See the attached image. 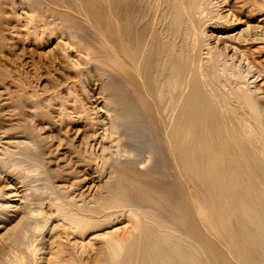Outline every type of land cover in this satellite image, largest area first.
Segmentation results:
<instances>
[{
	"label": "bare ground",
	"instance_id": "1",
	"mask_svg": "<svg viewBox=\"0 0 264 264\" xmlns=\"http://www.w3.org/2000/svg\"><path fill=\"white\" fill-rule=\"evenodd\" d=\"M8 7L77 69L89 153L58 157L70 183L0 132V264H264V1L0 0L3 49Z\"/></svg>",
	"mask_w": 264,
	"mask_h": 264
},
{
	"label": "rangeland",
	"instance_id": "2",
	"mask_svg": "<svg viewBox=\"0 0 264 264\" xmlns=\"http://www.w3.org/2000/svg\"><path fill=\"white\" fill-rule=\"evenodd\" d=\"M264 1V0H263ZM9 8L10 7H8V8H5V9H7L8 11H9V13H8V15L9 16H11L10 18H11V21L14 23V25L15 24H18V25H16L17 27H15V28H18L19 29V25H20V27H21V22L19 21V19L18 18H20V20L22 21V20H24V17L23 16H25V18H28V17H30V18H33V16L35 15V16H37L36 14H35V12H33L34 11V9H32V8H30V9H32V10H29L28 12H24V14H20V16L18 17V13H19V11L18 10H20V8L18 9L17 7V10H16V8L15 9H10L9 10ZM11 10H13V11H11ZM14 10H16L18 13L16 14V12L14 11ZM6 11V10H5ZM13 12V13H12ZM14 12H15V14H14ZM33 13V14H28V13ZM16 15H17V17H16ZM21 15H23V16H21ZM30 15V16H29ZM39 16H37V18H38ZM23 18V19H22ZM36 18V17H35ZM36 18V19H37ZM36 19H33L35 22L34 23H36L37 22V24L38 23H40L39 22V20L38 19H40V18H38L37 20ZM18 20V21H17ZM18 22V23H17ZM12 23V24H13ZM14 28V29H15ZM23 27H21L20 28V30L18 31L17 29H13L14 31H16L17 30V32L18 33H20L19 34V36L20 35H22V36H25L27 33H26V29H22ZM22 32V33H21ZM24 33H26V34H24ZM48 33V32H47ZM55 34V33H54ZM58 34V35H57ZM19 36H18V38L16 37V41L15 40H7V43H11V48L9 47L10 45L9 44H7L6 45V47H4V49H3V46H4V44H3V46L2 45H0V132L1 133H3V134H5V135H7V133L8 134H13V133H16L15 131H17V133L16 134H21V132L23 133H25L26 132V134L27 135H30V134H33V132L35 133V136H36V138H37V140H39L40 141V139H44L45 140V143H46V145H45V150L46 151H48V152H50L49 153V157H51L52 158V161L54 162H50L51 163V165H50V163H49V165L50 166H52L53 168H56V169H58V171H60V169L59 168H61V170H63L62 171V174L64 173L66 176H67V180L70 182V183H72V181L73 182H75L74 180H73V178L74 179H76L77 177H78V175H80V173H78L77 174V176L76 175H74V174H76V170H75V168L76 167H78V165H76V163H74V160H72L73 161V163H68V165H65L64 163L66 162L65 160H63V158H61L62 160H58V157H61V156H65L63 153H66L67 155H66V158L68 157V154H69V152H70V149L71 148H73V146H74V149L73 150H75L77 147V150L79 149V151H81L82 150V152H83V148H84V151L85 150H87V153H89V148H87V145L85 144L86 142H85V140H87V138H86V136L85 135H87V133H88V129L86 130V127H85V124L84 123H86V117L87 116H89L90 115V113L89 114H87L86 112V110H85V107H84V101H86V100H82V98H83V96L84 95H82L83 93V91L81 90V88H80V86L79 85H73V82L76 80L75 78H74V76L76 77V75H74L75 73H76V68H72V71H69V70H65L64 71V69L62 68V66H61V64H59L60 62H58L60 59H59V57L58 56H54L53 54H54V52H53V54L52 53H49V50H48V48H45V44L43 45V43H45V41L42 39V41L40 40V41H35V39H34V37H29V35H26V38L25 37H22V38H19ZM57 36H59V37H57ZM27 37H29V39L27 38ZM56 38H59L60 39V37H61V39H62V41L65 39L66 40V42H64V44H62L64 47L66 46V44L65 43H67V41H69L68 39H67V36H65V34L64 33H59V31H58V33L56 32V36H55ZM64 37V38H63ZM43 38V37H42ZM19 39V40H18ZM21 39H22V41H21ZM32 39V40H31ZM34 39V40H33ZM64 40V41H65ZM2 41H0V44H2L1 43ZM40 42H42V44L40 43ZM36 43H37V45H36ZM68 43H70V42H68ZM41 44V45H40ZM12 45H13V47H12ZM71 44H69V46H70ZM9 48H8V47ZM43 46V47H42ZM19 47V48H18ZM67 47V46H66ZM6 48V49H5ZM18 48V49H17ZM45 50H44V49ZM13 49V50H12ZM9 50H11V51H9ZM19 51V52H18ZM13 52V53H12ZM15 52H17V53H15ZM52 52V51H51ZM46 53H48V54H46ZM52 54V56L54 57H52V56H50ZM51 59V60H50ZM53 61V62H52ZM49 62H51L50 64H49ZM53 63V64H52ZM46 65V66H45ZM50 65H52V68H51V66ZM54 66V67H53ZM56 66V67H55ZM58 67V68H57ZM60 68V69H59ZM62 68V69H61ZM55 69V70H54ZM57 69H58V71H57ZM74 69V70H73ZM76 69V70H75ZM50 70H52V71H50ZM59 70H60V72H59ZM64 71V72H63ZM73 71H75L74 73H73ZM49 73V74H48ZM51 73V74H50ZM63 74V75H62ZM68 74V75H67ZM69 78H68V77ZM73 78H72V77ZM66 78V80H65V78ZM52 78V79H51ZM55 80V81H54ZM57 80V81H56ZM54 81V82H53ZM65 81H66V83H65ZM20 82V83H19ZM22 82V83H21ZM63 83V84H62ZM59 84V85H58ZM71 84H72V86H71ZM24 85V86H23ZM63 85H64V87H63ZM20 86H22V88L20 87ZM76 86V87H75ZM79 86V88H80V90L78 91V89L79 88H77ZM19 87V88H18ZM25 87V88H24ZM68 87V88H67ZM73 87V88H72ZM21 88V89H20ZM65 88V89H64ZM72 90H71V89ZM26 89V90H25ZM47 89H51V90H47ZM54 89H55V91L57 92H55L54 91ZM78 91H76V90ZM22 90V91H21ZM45 90H47V91H45ZM66 90H68V91H66ZM74 90V91H73ZM25 91V92H24ZM45 91V92H44ZM50 91V92H49ZM19 92H21V93H19ZM55 92V93H54ZM60 92V93H59ZM68 92V93H67ZM71 92V93H70ZM73 92L76 94V96H78V97H76L75 96V94H73ZM78 94H77V93ZM14 93V94H13ZM23 93H25V97H23L24 96V94ZM27 93H29V94H27ZM64 93V94H63ZM81 93V94H80ZM18 94V95H17ZM40 94V95H39ZM46 94V95H45ZM52 94V95H51ZM59 94V95H58ZM62 94V95H61ZM69 96H68V95ZM71 94V95H70ZM15 95V96H14ZM21 95V96H20ZM28 95V96H27ZM57 95V96H56ZM79 95H81V97H79ZM32 96V97H31ZM34 96V97H33ZM52 96H54V98L52 97ZM61 96V97H60ZM65 96V97H64ZM74 96H75V98H74ZM23 97V99H21ZM28 97V98H27ZM38 97V98H37ZM47 97V98H46ZM49 97H52L53 98V100H52V98H49ZM31 98H34V100L33 99H31ZM72 98V99H71ZM75 100H74V99ZM80 98V100H77L76 101V99H79ZM32 101H31V100ZM63 99V100H62ZM20 100H22L21 102H20ZM27 100V101H26ZM49 100V101H48ZM55 100H56V102H55ZM59 100V101H58ZM70 100V101H69ZM82 100V101H81ZM38 101V102H37ZM41 101V102H40ZM45 102V103H43V102ZM62 103H61V102ZM73 101H75V102H73ZM78 101L80 102H82V107L81 106H79L80 105V103L78 104ZM30 102H32V103H30ZM35 102V103H34ZM36 102H37V104H36ZM40 102V103H39ZM49 102V103H48ZM23 105H22V104ZM28 103V104H27ZM48 103V104H47ZM65 103V104H64ZM75 103H77L76 104V106L77 107H75V104H74V106H73V104ZM26 104V105H25ZM30 104V105H29ZM36 106H35V105ZM39 104H40V106H39ZM42 104V105H41ZM45 104V105H44ZM57 104V105H56ZM71 104V105H70ZM20 105V106H19ZM29 107H28V106ZM50 105V106H49ZM61 105V107H59ZM70 105V106H69ZM16 106V108H14ZM23 106H24V109H22L23 108ZM27 108H26V107ZM57 106L58 108H55V107ZM79 106V107H78ZM12 107V108H11ZM32 107V108H31ZM47 109V107L49 108V109H47V110H45V111H41V109ZM50 107H53V109L52 108H50ZM25 108L26 109H28L29 108V110H26V112H25ZM36 108V109H35ZM71 108L73 109L72 110V112H71ZM83 108V109H82ZM3 109V110H2ZM10 111H9V110ZM38 109V110H37ZM51 109V110H50ZM61 109H63L62 111H61ZM65 109H69L68 111L66 110L65 111ZM4 112H2V111ZM18 110L20 111V112H18ZM33 110V111H32ZM35 110V111H34ZM8 111V112H7ZM14 111H15V113H14ZM24 111V112H23ZM28 111V112H27ZM32 111V112H31ZM38 113H37V112ZM48 113H47V112ZM70 111V112H69ZM76 111V112H75ZM7 112V113H6ZM11 112V113H10ZM23 112V113H22ZM35 112V113H34ZM41 112H43V114L41 113ZM50 116V114H51V117H49V119L47 118L48 117V115L46 114V113ZM51 112V113H50ZM66 112V113H65ZM9 113V114H8ZM21 113L23 114L22 115V117H18V116H20L21 115ZM37 113V114H36ZM44 113L47 115V117H46V115L45 116H43L44 115ZM58 113V114H57ZM63 113V116H61V114ZM74 115H73V114ZM6 114V115H5ZM12 114V115H11ZM14 114V115H13ZM53 114V115H52ZM66 114V115H65ZM83 114H85V116L83 115ZM7 115H9V116H7ZM16 115H18V116H16ZM24 115H26V116H24ZM33 115H35V116H33ZM59 115V116H58ZM3 116V117H2ZM14 117V118H11V117ZM82 116V117H81ZM24 117V118H23ZM80 117V118H79ZM83 117H85V118H83ZM2 118V119H1ZM20 118V119H19ZM27 118V119H26ZM47 118V119H46ZM77 118V119H76ZM83 118V121H81V119ZM6 119V120H5ZM17 121H16V120ZM25 120L26 119V122L28 123V124H26V123H24L25 121H22V123H24V124H20V122H21V120ZM75 121H74V120ZM80 119V120H79ZM3 120V121H2ZM12 120V121H11ZM61 120V121H60ZM78 120V121H77ZM15 121V122H14ZM19 121V122H18ZM55 121V122H54ZM71 121V122H70ZM83 122V123H81V122ZM85 121V122H84ZM18 123V124H17ZM64 125H63V124ZM39 124V125H38ZM68 124V125H67ZM22 125V126H21ZM25 125V126H24ZM50 125H52V126H50ZM36 127V129H35V127ZM38 126V127H37ZM47 126H49V127H47ZM34 129H33V128ZM54 127V128H53ZM82 127V128H81ZM83 127H85V128H83ZM40 128H41V131H40ZM46 128V129H45ZM72 128V129H71ZM79 128V129H78ZM83 129V130H81V129ZM39 129V130H38ZM51 129H53V130H51ZM60 129V130H59ZM61 129H63L62 131H61ZM65 129H67V130H65ZM75 129V131L73 132V130ZM13 132H12V131ZM21 130H23V131H21ZM26 130V131H25ZM29 131V133L30 134H28V131ZM57 130V131H56ZM69 130V131H68ZM78 130V131H77ZM8 131V132H7ZM38 131V132H37ZM44 131V132H43ZM49 131V132H48ZM61 131V132H60ZM7 132V133H6ZM32 132V133H31ZM56 134H55V133ZM69 132V133H68ZM86 132V133H85ZM36 133H38V134H36ZM59 133V134H58ZM60 133H62V134H60ZM41 134V135H40ZM69 135V137H68V135ZM76 134V135H75ZM85 134V135H84ZM89 134V133H88ZM54 135V136H53ZM57 137H56V136ZM67 135V136H66ZM38 136V137H37ZM40 136V137H39ZM46 136H48V137H46ZM66 136V137H65ZM42 137V138H41ZM50 137V138H49ZM52 137H53V139H52ZM56 137V138H55ZM59 137H61V138H63V140H60L59 139ZM72 137V138H71ZM84 139H83V138ZM39 138V139H38ZM51 139V140H50ZM64 139H66V141H64ZM69 139V141H67ZM82 139L84 140V141H82ZM44 140H42V141H44ZM48 140V141H47ZM50 140V141H49ZM59 140V141H58ZM53 141H55V142H53ZM58 141V142H57ZM80 141H81V143H80ZM49 142V143H48ZM53 142V143H52ZM59 142H61L62 144H60V147H59V149L60 150H58V149H56L57 150V152H56V150H55V147H56V144H58ZM69 143L70 142V144L69 145H73L72 147L71 146H67L66 145V143ZM83 142H85V143H83ZM44 143V142H43ZM48 143V144H47ZM72 143H74V144H72ZM85 144V145H84ZM64 146V147H62V146ZM51 146V147H50ZM55 146V147H54ZM77 146V147H76ZM80 146V147H79ZM47 147V148H46ZM54 147V148H53ZM53 148V150H52V152L50 151L51 149ZM81 149V150H80ZM69 150V151H68ZM72 150V149H71ZM55 153H54V152ZM61 151V152H60ZM63 152V153H62ZM56 155V156H55ZM70 156V155H69ZM48 157V156H47ZM54 157V158H53ZM51 158H50V160H51ZM68 158H70V157H68ZM56 160V161H55ZM57 161H59L58 163H57ZM71 161V162H72ZM53 164V165H52ZM64 164V166H62ZM73 164H74V166H76V167H74L73 166ZM56 165V166H55ZM58 165V166H57ZM59 165H61V167H59ZM73 166V168H71ZM63 167V168H62ZM79 168V167H78ZM66 169V170H65ZM72 169V170H71ZM66 172H65V171ZM70 171V172H69ZM73 172H74V174H73ZM67 173V174H66ZM69 175V176H68ZM2 182V181H1Z\"/></svg>",
	"mask_w": 264,
	"mask_h": 264
}]
</instances>
